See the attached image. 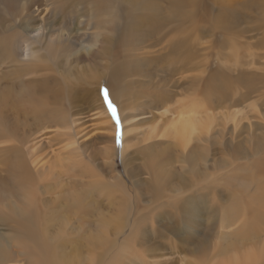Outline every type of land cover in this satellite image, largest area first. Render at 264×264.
I'll use <instances>...</instances> for the list:
<instances>
[{
  "label": "rangeland",
  "instance_id": "rangeland-1",
  "mask_svg": "<svg viewBox=\"0 0 264 264\" xmlns=\"http://www.w3.org/2000/svg\"><path fill=\"white\" fill-rule=\"evenodd\" d=\"M108 2L110 28L88 54L58 47L78 49L99 17L90 9L52 14L51 0L34 12L27 40L0 42V75L30 59L36 79L38 71L64 97L49 125L33 115L21 120L17 150L36 182L17 196L32 197L43 214L32 264H41L40 240L52 259L76 258L71 264H229L234 251L227 247L239 241L240 251L258 253L264 0ZM195 103L213 123L187 149L167 132L150 137ZM10 171L0 156V179ZM244 227L254 228L246 240L238 234ZM95 235L103 242L92 246ZM255 258L249 263L264 264Z\"/></svg>",
  "mask_w": 264,
  "mask_h": 264
},
{
  "label": "bare ground",
  "instance_id": "bare-ground-1",
  "mask_svg": "<svg viewBox=\"0 0 264 264\" xmlns=\"http://www.w3.org/2000/svg\"><path fill=\"white\" fill-rule=\"evenodd\" d=\"M49 0H0V42L9 41L11 37H21V42L27 40L32 28L31 23L35 20L34 12L44 5L43 2ZM53 7L49 10L51 13H57L62 16H74L79 14L83 9H90L94 16L99 19L95 21V28L91 33V38L82 39L77 45L78 49L73 48L72 44H61L58 47L60 51H71L70 53L87 54L93 51L95 46L102 40L101 35L105 33L106 28H110L111 19L106 18L110 14L111 4L108 0H51ZM186 0H177L178 4ZM38 10H34V6ZM77 7V11H76ZM143 8H146L144 3ZM44 9L41 10L43 12ZM94 37V41L92 40ZM12 45V44H10ZM65 55L63 52H60ZM34 53L31 54L32 57ZM32 60H23L25 66L13 68V73L0 75V145L10 142L9 147L0 146V156L6 159L7 171H10V179H0V264H32L33 239L36 234L40 237L39 223L42 212L38 205L34 204L32 197L25 196V199H19L17 192H29V185L36 181L28 166L26 158H23L17 149L22 146L21 137V120H25L29 115H33L38 124L42 127L49 125L57 116L61 100H64L63 94L53 93L48 77L38 73L42 81L36 79L35 69L30 65ZM1 83H5L2 86ZM71 97V96H70ZM70 97L67 99L70 102ZM209 113L199 107L198 104H190L187 111L177 118L171 119L169 127L165 130L154 128L151 136H155L160 131L167 132L170 136L181 140L183 150L188 147V140L203 128L210 127L213 118L206 121L203 116ZM28 120V119H27ZM30 123L24 122V128H28ZM187 142V143H186ZM62 163H58L61 167ZM56 167V165H55ZM262 174H264L263 165H257ZM260 173V172H259ZM7 183H13L8 187ZM27 192V194H28ZM26 194V195H27ZM76 204H80L82 196L74 198ZM250 207V206H249ZM230 209H234L232 206ZM252 211V210H251ZM254 229V228H253ZM244 227L238 234L240 239H247L249 232ZM230 238L229 234L224 236ZM90 244L96 245L103 242L98 236H92L89 239ZM228 246L233 252L230 260L232 264H250L249 261L255 256L258 262L264 257V247L258 253L250 250L240 251L244 247L243 242L233 243ZM236 244V245H235ZM38 253L41 257V264H71L73 261L66 260L65 263L52 259L48 253V246L38 241ZM221 253V251L219 252ZM243 260L240 257H246ZM50 257V258H49ZM229 263V264H230Z\"/></svg>",
  "mask_w": 264,
  "mask_h": 264
},
{
  "label": "snow or ice",
  "instance_id": "snow-or-ice-1",
  "mask_svg": "<svg viewBox=\"0 0 264 264\" xmlns=\"http://www.w3.org/2000/svg\"><path fill=\"white\" fill-rule=\"evenodd\" d=\"M105 101L107 102V96L106 95H105ZM108 107H109V109L112 110V115L115 117L116 113H115V110L113 109L111 103H108Z\"/></svg>",
  "mask_w": 264,
  "mask_h": 264
}]
</instances>
